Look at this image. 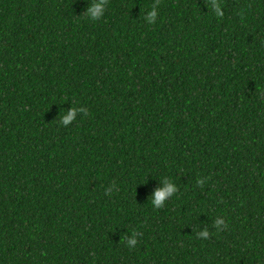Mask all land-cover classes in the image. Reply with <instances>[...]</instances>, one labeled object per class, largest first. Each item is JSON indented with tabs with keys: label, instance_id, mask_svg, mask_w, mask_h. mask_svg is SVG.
Wrapping results in <instances>:
<instances>
[{
	"label": "trees",
	"instance_id": "1",
	"mask_svg": "<svg viewBox=\"0 0 264 264\" xmlns=\"http://www.w3.org/2000/svg\"><path fill=\"white\" fill-rule=\"evenodd\" d=\"M88 2L0 0V264H264V0Z\"/></svg>",
	"mask_w": 264,
	"mask_h": 264
},
{
	"label": "clouds",
	"instance_id": "2",
	"mask_svg": "<svg viewBox=\"0 0 264 264\" xmlns=\"http://www.w3.org/2000/svg\"><path fill=\"white\" fill-rule=\"evenodd\" d=\"M107 0H89L87 7L83 12V16L86 17L89 21H99L101 17L105 13ZM158 3H153L150 8L145 12L144 20L147 24H154L158 17L157 11ZM210 10L215 14V16L220 17L223 15L222 7L217 3V0H211L209 4ZM77 112L83 113L87 115V111L85 108L81 107L79 109H72L64 112L63 115L60 116V124L67 126L69 125L76 117ZM197 184L203 183L202 180H197ZM177 192L176 184L170 180L166 179L164 181V187L160 190H156L153 196L150 198V203L154 209H159L164 206V203L167 199L172 197ZM107 194V192H106ZM212 226L219 231L222 227L226 226L225 221L222 219H215ZM138 233L133 232L127 240V246L129 249L133 248L136 243V236ZM196 235L200 238H206L208 236V231L204 230L196 233Z\"/></svg>",
	"mask_w": 264,
	"mask_h": 264
}]
</instances>
